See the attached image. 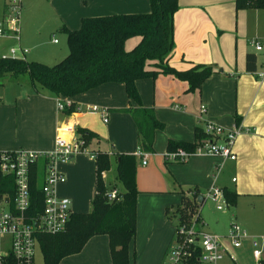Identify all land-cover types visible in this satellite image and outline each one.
I'll return each instance as SVG.
<instances>
[{
    "label": "crops",
    "instance_id": "0c3cea01",
    "mask_svg": "<svg viewBox=\"0 0 264 264\" xmlns=\"http://www.w3.org/2000/svg\"><path fill=\"white\" fill-rule=\"evenodd\" d=\"M51 1L55 10L50 17L58 31L63 27L77 30L85 18L150 11L148 0ZM224 1L179 0L180 7L174 17L175 48L169 66L177 71H187L198 65L215 68V73L199 91H189L187 83L171 75L160 74L154 79L136 82L143 107L153 109L156 118L165 125L163 131L155 134L154 154H146L145 166L138 151L136 125L128 113L118 112L136 108L124 85L105 84L72 98L70 101L76 111L70 115L58 111L57 98L38 94L29 82L23 88L18 83L17 87H0L4 90L0 93V153L52 151L60 126H71L76 134L79 129L95 134L86 152L60 166L67 181L58 188V195L71 200L73 213L90 210L96 185V162L92 154L112 157L119 153L138 157L136 183L140 194L136 235L129 246L130 264H164L175 229L166 210L180 203L182 191L187 193L197 189L204 197L212 189H220L234 191L238 197L264 199V81L256 75L264 67V60L259 63L256 53L264 56V50L256 53L250 50V46L254 48L251 45L254 40L263 47L264 44L256 38L249 41L250 46L241 42L239 47L231 36H227L234 30L231 13ZM27 2L31 4V0ZM139 41V38L129 40L126 49L131 50ZM249 53L257 57L254 72L246 70ZM202 106L206 107L205 120L224 129H241L234 145L236 161L218 155H193L185 163L167 161L169 141H195L196 129L203 128L199 120ZM92 107H98L99 112L91 111ZM103 115H106L107 123H104ZM216 168L220 170L217 172ZM104 180L108 183L117 181L111 178V172L104 173ZM208 200L211 201L207 199L202 204ZM214 207L216 211L228 214L229 227L222 234L205 231L208 224L201 213L203 231L224 241L226 253L220 264L226 258L235 264L233 251L241 246L232 247L227 236L236 219L237 205L231 208L225 204L222 210H218L216 204ZM1 240L0 245L7 248L1 256H6L10 253L11 243L9 239ZM60 264H112L108 236L93 237L79 254L64 258Z\"/></svg>",
    "mask_w": 264,
    "mask_h": 264
},
{
    "label": "trees",
    "instance_id": "16d2710c",
    "mask_svg": "<svg viewBox=\"0 0 264 264\" xmlns=\"http://www.w3.org/2000/svg\"><path fill=\"white\" fill-rule=\"evenodd\" d=\"M148 2L150 11L147 13L85 18L80 27L73 31L63 27L60 31L67 36L69 54L55 66L29 62L26 58L0 59V87L4 86L6 78L18 81L27 76L38 94L46 93L57 99L71 100L105 84H122L136 108L118 112L128 113L132 117L137 129L140 155L154 154L155 134L163 131L165 125L156 118L153 109L143 107L136 82L154 79L160 74L171 75L187 83L189 91L195 92L215 73V68L198 65L187 71H177L170 67L169 60L175 48L174 17L180 7L179 0ZM235 3L238 10L253 7L264 11V0H235ZM134 38H139V43L127 50L126 43ZM256 65V55L249 53L246 56L247 72H254ZM75 111L76 107L71 103V107L65 108L62 113L70 115ZM77 136L84 142L82 148L86 151L95 134L79 129ZM207 138L203 128H198L193 143L169 141L167 151L183 149L191 153ZM92 156L96 162V185L90 210L88 213H73L64 233L37 236L44 264H60L64 258L79 254L88 241L96 236H108L112 264H130L129 246L136 235V210L140 194L136 183L138 157L119 153L112 157L103 153ZM114 166L117 181L108 183L103 175ZM44 171L45 162L42 161L32 174V214L43 209ZM113 189L118 190V196L110 201L106 195ZM14 191V179L0 174V198L7 194L12 200ZM223 193L226 204L231 208L236 207L238 194L229 190ZM179 194L180 203L168 208L166 216L175 229L178 225H190L197 220L198 231L203 230L200 216L203 204L198 202L203 193L194 189ZM200 254L198 245L191 246L190 256L182 264H200ZM0 264H16V260L9 253L1 256ZM260 264L264 262L260 261Z\"/></svg>",
    "mask_w": 264,
    "mask_h": 264
},
{
    "label": "built area",
    "instance_id": "2783aa9c",
    "mask_svg": "<svg viewBox=\"0 0 264 264\" xmlns=\"http://www.w3.org/2000/svg\"><path fill=\"white\" fill-rule=\"evenodd\" d=\"M3 19L0 21V39L14 40L21 44V0H6ZM57 43L56 40L53 41ZM255 51L262 52V44L254 40L251 42ZM30 53L29 49L11 47L1 59H24ZM259 80L264 81V67L256 73ZM57 109L63 112L71 107V101L64 98L57 99ZM91 111L99 112L98 107H92ZM206 107L200 109V122L203 124L207 139L200 142L196 149L189 153L183 149L166 154V160L173 163H185L193 155H218L224 159L236 161L234 145L241 133L240 128L224 129L214 122L205 120ZM104 123H107L106 115H103ZM55 146L49 152H33L18 150L0 153V174L14 179L15 191L13 199L4 194L0 198V240L8 237L11 243L10 254L16 260V264H34L35 249L38 246L37 236L40 234L58 235L64 233L73 215L71 200L58 195V188L67 181L60 166L69 163L76 155L86 152L83 150L84 142L79 139L76 130L71 126H60ZM63 135L70 136L69 139ZM145 166L146 154H142ZM93 158V156H92ZM94 159V158H93ZM45 162L43 178V209L32 214L30 184L32 174L38 163ZM217 172L219 168L215 169ZM104 177V175H103ZM107 198L113 201L118 196V190L113 189L107 193ZM210 199L216 204L218 210L225 208L224 193L220 189H212L204 200ZM194 220L190 225L181 224L175 229L172 244L170 245L164 264H182L190 256L191 246L198 245L201 248L199 256L200 264H220L225 257L226 248L221 237L198 231V224ZM204 226V225H203ZM249 236L236 223H232L227 239L232 247L239 248L243 239ZM254 246L256 243L254 242ZM255 259H260L262 251L255 250ZM1 263V257H0Z\"/></svg>",
    "mask_w": 264,
    "mask_h": 264
},
{
    "label": "rangeland",
    "instance_id": "374dc122",
    "mask_svg": "<svg viewBox=\"0 0 264 264\" xmlns=\"http://www.w3.org/2000/svg\"><path fill=\"white\" fill-rule=\"evenodd\" d=\"M6 0H0V21L4 13V5ZM51 0H31L28 5L27 0H21V38L22 43L19 44L14 40L0 39V59L2 55L8 53L11 47H22L30 50L26 55L29 62H39L47 66H55L63 61L69 54L67 45V36L58 31L54 26V20H51L52 11L55 9L51 5ZM224 4L229 8L231 19L233 22V32L228 33L232 40L242 45H249V41L256 38L260 39L264 44V11L250 7L238 10L235 0H225ZM2 12V13H1ZM238 31V34L235 33ZM255 34H257L255 36ZM56 40L58 44H53ZM250 46V45H249ZM128 47V46H127ZM250 50L254 53L255 49L250 46ZM258 62L264 60L263 53H256ZM6 89L27 86L29 78L27 76L20 78L18 81L6 78L4 80ZM8 84V85H7ZM0 93L4 90L0 88ZM111 178L117 180L115 168L111 171ZM212 201H207L200 209L205 222L208 224L205 231L222 234L229 227V216L224 212L216 211ZM232 223H236L248 234L251 240H242L241 247L233 251L235 264H258L264 262V199L249 196H239L237 198L236 219ZM231 223V224H232ZM229 234V233H228ZM8 237L2 238L1 241H7ZM254 242L256 246H254ZM5 248V249H4ZM6 247L0 245V256L6 251ZM255 250L262 251L261 258L255 259L253 253ZM34 264H44L43 256L39 246L35 249ZM222 264H232L229 258H226Z\"/></svg>",
    "mask_w": 264,
    "mask_h": 264
},
{
    "label": "water",
    "instance_id": "95a60500",
    "mask_svg": "<svg viewBox=\"0 0 264 264\" xmlns=\"http://www.w3.org/2000/svg\"><path fill=\"white\" fill-rule=\"evenodd\" d=\"M198 202H199L200 204H202V203L204 202V197H203V196H200L199 199H198Z\"/></svg>",
    "mask_w": 264,
    "mask_h": 264
}]
</instances>
